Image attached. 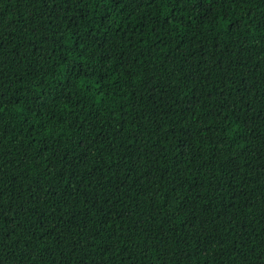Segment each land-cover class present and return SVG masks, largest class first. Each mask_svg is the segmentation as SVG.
<instances>
[{"label":"trees","instance_id":"obj_1","mask_svg":"<svg viewBox=\"0 0 264 264\" xmlns=\"http://www.w3.org/2000/svg\"><path fill=\"white\" fill-rule=\"evenodd\" d=\"M0 264H264V0H0Z\"/></svg>","mask_w":264,"mask_h":264}]
</instances>
